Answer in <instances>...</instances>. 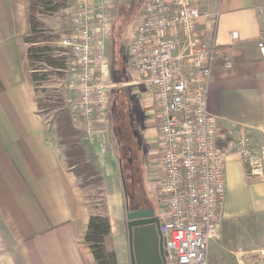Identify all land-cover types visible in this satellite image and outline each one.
<instances>
[{
	"label": "crops",
	"instance_id": "crops-1",
	"mask_svg": "<svg viewBox=\"0 0 264 264\" xmlns=\"http://www.w3.org/2000/svg\"><path fill=\"white\" fill-rule=\"evenodd\" d=\"M122 1L115 2L119 15L125 9ZM197 3L217 14L215 21L200 20L198 34L218 49L207 106L217 117V144L226 155L225 199L210 253L209 243L208 264H264V224H248V218L255 215L264 220V178L251 179L235 146L241 136L251 132L261 136L264 144V55L257 47L264 38V0ZM27 7L28 0H0V264H96L83 240L90 212L82 189L66 167L55 129H46L34 101L27 46L21 39L27 29ZM226 59L231 61L230 67L224 66ZM148 90L144 86L139 93L152 99L150 113L157 125L153 92ZM110 113L114 122V111L110 109ZM119 118L122 124L121 113ZM143 128L146 141L157 143L153 151L159 160L158 125ZM107 138L94 144L84 140V149L88 158L93 157L94 166L103 170L110 221L108 245L118 264H131L125 216L126 206L132 208L119 163L122 160ZM152 138L156 140L150 141ZM117 149L122 152L119 146ZM116 161L118 166L113 169ZM106 162L112 168L109 173ZM112 173L120 174V179H112Z\"/></svg>",
	"mask_w": 264,
	"mask_h": 264
},
{
	"label": "built area",
	"instance_id": "built-area-1",
	"mask_svg": "<svg viewBox=\"0 0 264 264\" xmlns=\"http://www.w3.org/2000/svg\"><path fill=\"white\" fill-rule=\"evenodd\" d=\"M114 0H68L69 22L61 43L71 52L73 93L64 102L85 141L105 142L109 92L106 42L112 35ZM216 13L197 0H145L127 46L131 83L152 90L159 130L161 193L159 231L166 264H208L209 243L218 235L225 199V158L217 144V117L207 96L217 45L198 34L202 18ZM235 38L236 34H232ZM264 55V38L258 40ZM231 61H224L230 67ZM241 136L236 151L252 180L264 178V146L253 151ZM161 195V197H162Z\"/></svg>",
	"mask_w": 264,
	"mask_h": 264
},
{
	"label": "rangeland",
	"instance_id": "rangeland-1",
	"mask_svg": "<svg viewBox=\"0 0 264 264\" xmlns=\"http://www.w3.org/2000/svg\"><path fill=\"white\" fill-rule=\"evenodd\" d=\"M144 1L145 0H130V6L123 9L124 12L121 10L120 15L116 7V0L113 1L115 4L112 6L114 20L113 30L111 37L108 39V44L106 45L108 48L107 57L109 62L108 77L113 84H115L114 82H117V84L110 89L108 109L104 118L105 121L100 126L106 129L107 134L105 141H107L108 135V144L111 145L113 152L116 153L117 157L119 156L118 160L119 158L122 160L119 163L120 167L121 165L123 166L122 177L123 181H125L130 208L142 210L145 209V207H151L157 214L159 206L158 202L161 203L160 200L164 199L161 193L162 178L160 176V166L158 160L156 159L157 153L153 151L158 148V145L156 142L152 143L146 141L145 138L148 137L147 133V136H142V132H144V126L156 128L157 125L155 117L150 113L152 99L149 101V96L145 97L143 94L139 93L143 91L144 86L131 83L135 78V73L129 66V56L126 52L127 46L133 36L134 25L137 21L138 14L141 11ZM64 6L52 13L39 15L40 20H43L44 22L41 32L45 33L32 35L28 31L26 34H28L30 37L39 38V40L42 34H44V37L57 34L58 36L56 38H50L52 40H50L49 44L55 45L56 47L58 46L59 48L63 47L61 43L63 36L61 35L62 32L60 30L63 27H65L66 30L69 28L68 18L63 11ZM41 43L44 42L41 41ZM30 44L31 43H25L26 46H29ZM60 52H56L55 55H58ZM34 65V67H37L40 71L47 70V78L44 81L36 83L34 95L37 98V101L39 99L41 101L47 100L46 98L48 97L50 107L45 106L44 108H41V106H37V102L36 108L46 129L52 130V127L54 128L55 123H57L56 116L59 113L61 115L62 113L67 115L66 111L65 113L63 110L59 111L61 106H58V103L55 102V99L62 96V94L66 96L73 93L72 87H70L69 84H72L74 81L75 70L70 61V70L67 73V76L64 78L63 75L56 73L54 69L52 70L49 66L40 64L38 61L35 62ZM29 68L30 66H28V70ZM116 68H119V74L122 81H114L111 79L112 70H118ZM110 109L114 111V122H111L112 118ZM120 113L123 118L122 124L120 123L121 119L119 118ZM140 120H143L142 124ZM145 120L146 123L144 122ZM133 124H135L137 127L133 126ZM73 128L79 131V135L84 140L82 129L75 126L74 124ZM57 138L59 142V137ZM152 140L156 139H150V141ZM116 145L119 146L120 150H122L121 153L118 152ZM60 148L62 149V147ZM114 153L113 158H115ZM126 158L129 159L126 160ZM89 159L94 165L93 157H89ZM117 166L118 164L116 161L113 169ZM105 169L108 173L110 172L109 170L112 169L110 167V162H106ZM102 171L103 170L100 171L101 176L103 175ZM111 178H114L115 180L120 179V174L112 173ZM90 182L92 185H88V189H86V195L88 198H90V201L92 202L96 198H103V200L105 199L104 201H106V187L104 184L105 180L103 182V187L102 184L101 187L98 186V183L95 182L94 179H91ZM241 221L242 218L240 217L237 223L239 224ZM248 221V224L253 225L254 227H256L255 225L257 224H264V220L258 219L256 215L248 218ZM228 223V221H225V224ZM242 234V232H239L238 236L242 238ZM251 239L253 240V238ZM212 249L213 241L210 242L209 253L212 251Z\"/></svg>",
	"mask_w": 264,
	"mask_h": 264
},
{
	"label": "trees",
	"instance_id": "trees-1",
	"mask_svg": "<svg viewBox=\"0 0 264 264\" xmlns=\"http://www.w3.org/2000/svg\"><path fill=\"white\" fill-rule=\"evenodd\" d=\"M68 0H28L27 7V29L22 34L21 39L24 43H31L26 47L25 58L29 68L30 82L33 92H35V85L41 81H44L47 77V70L40 71L37 67H34L35 62L49 66L52 70L56 71L59 75H63L65 78L70 70L71 52L66 47L59 48L55 45L49 44L50 38H56L58 35H49V37L42 36L39 38L30 37L28 31L32 35H39L41 32L43 20H40L39 15L45 13H52L62 6L66 5ZM130 0H123L121 5L125 8L130 6ZM64 37L68 30L63 27L61 30ZM64 34V35H63ZM62 37V38H63ZM40 41V43H39ZM43 41L44 43H41ZM61 51V52H60ZM60 52L58 55L55 53ZM118 70H112L111 79L114 81H122L119 68ZM118 73V74H117ZM65 95L62 94L59 98L55 99L58 103L59 111L63 110L67 112L62 115L59 113L56 116V122L54 129L57 137H59V145L62 147L61 151L64 157V161L68 170H70L76 177L78 184L83 192V200L89 208V218L87 223V229L84 233L83 240L88 245L91 255L96 264H118L116 254L112 247L108 245L107 237L110 233V221L107 215L106 201L103 198H96L94 201H90V198L86 195V189L88 185H92L91 179H94L98 183V186L103 187L104 177L101 176L100 171L92 164V161L87 157L84 149V140L79 135V131L73 128L71 117L68 109L64 103ZM47 100L37 101L34 95L35 103L37 106L44 108L50 107V103ZM53 106V105H52ZM51 106V107H52ZM251 133H245L249 138L248 146L251 150L256 151L261 148L263 144V138L261 136H253ZM245 165V164H244ZM246 167V165H245ZM101 195V193H100ZM102 197V196H99Z\"/></svg>",
	"mask_w": 264,
	"mask_h": 264
},
{
	"label": "water",
	"instance_id": "water-1",
	"mask_svg": "<svg viewBox=\"0 0 264 264\" xmlns=\"http://www.w3.org/2000/svg\"><path fill=\"white\" fill-rule=\"evenodd\" d=\"M125 219L131 264H166L159 231L161 223L154 210L129 209L126 206Z\"/></svg>",
	"mask_w": 264,
	"mask_h": 264
}]
</instances>
